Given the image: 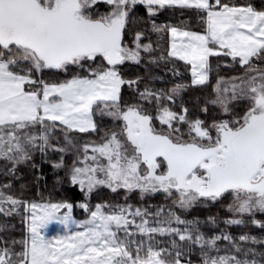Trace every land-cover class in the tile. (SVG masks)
<instances>
[{
	"label": "snow or ice",
	"instance_id": "1",
	"mask_svg": "<svg viewBox=\"0 0 264 264\" xmlns=\"http://www.w3.org/2000/svg\"><path fill=\"white\" fill-rule=\"evenodd\" d=\"M258 213L264 3L0 0V264H264Z\"/></svg>",
	"mask_w": 264,
	"mask_h": 264
},
{
	"label": "trees",
	"instance_id": "2",
	"mask_svg": "<svg viewBox=\"0 0 264 264\" xmlns=\"http://www.w3.org/2000/svg\"><path fill=\"white\" fill-rule=\"evenodd\" d=\"M239 2L243 3V2H246V0H239ZM248 2H251L253 3L255 6L257 7H260L262 3H264V0H248ZM185 17L181 16V10L180 9H176L175 11L173 10H167V11H164L163 12V15L160 16V19L158 22H163L165 20H171V21H178L180 19H184ZM193 30H197V29H193ZM163 35V39L160 41L161 42V47L162 48H166L168 46L167 42L170 40V36L167 35V34H162ZM152 39L155 41L158 39V37L156 36V34H153L152 36ZM213 59V72L211 73V77H210V82L207 83V86L204 87V86H199L197 87L196 89V92L197 94L199 93L200 91V88L201 87H204V91H205V94L207 93H210L211 90H212V85L215 83V76H216V71H215V61H214V58ZM181 65L184 63V62H179ZM224 69V66L221 65V71H220V75H232L233 73L232 72H227ZM170 75V74H169ZM184 75L190 79L191 78V73L190 71L188 70H184ZM191 94V93H190ZM50 171V169H49ZM79 190L77 189V192ZM137 197H134V199H136ZM162 197H156L155 200L152 201V203H158V202H162ZM77 211V210H76ZM225 211L224 209H221V214L224 215L225 214ZM77 215L79 214L80 216L83 215L82 212L78 211L76 213ZM257 217L258 218H264V217H260V214L258 213L257 214ZM5 219H8L6 217H4L3 215H0V222H3ZM16 225H17V232L16 234L18 235L19 234V217H16V219L13 221ZM221 227H224L223 224L220 225ZM228 231L232 232L233 234L235 235H239V233L243 230V231H250L252 234H255V235H260L261 234V229L258 228V226H255V225H247L246 227L244 228H239L237 226H231L227 229Z\"/></svg>",
	"mask_w": 264,
	"mask_h": 264
},
{
	"label": "rangeland",
	"instance_id": "3",
	"mask_svg": "<svg viewBox=\"0 0 264 264\" xmlns=\"http://www.w3.org/2000/svg\"><path fill=\"white\" fill-rule=\"evenodd\" d=\"M170 39H171V37H170ZM182 62V61H181ZM77 211H75L74 212V215L76 216V218H78V219H82L83 218V215H77L76 213L79 211L80 212V210L79 209H76ZM61 226L60 225H58L55 221L52 223V224H50L49 225V229H48V234L49 235H55V233H56V230H58L59 228H60Z\"/></svg>",
	"mask_w": 264,
	"mask_h": 264
}]
</instances>
